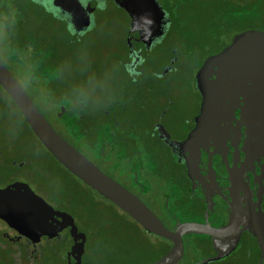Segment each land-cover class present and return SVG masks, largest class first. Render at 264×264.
I'll return each instance as SVG.
<instances>
[{
  "label": "flooded vegetation",
  "instance_id": "obj_1",
  "mask_svg": "<svg viewBox=\"0 0 264 264\" xmlns=\"http://www.w3.org/2000/svg\"><path fill=\"white\" fill-rule=\"evenodd\" d=\"M115 1L0 0V62L8 70L10 67L17 69V75L9 72L28 97L34 92L40 94L42 87L36 83L39 77L35 60L26 56L22 59L16 57L19 54L36 53L41 47V44L27 35L25 27L31 18L37 12L41 15L43 13L63 27L66 33L80 39L107 17L111 9H115L128 20L127 36H130L135 52L129 54L127 46L128 61L124 65L134 79L147 62V52L162 44L169 36L175 20L172 10L181 0H117L123 5L131 4L136 18H156L151 30L145 28L147 24L143 27L137 24L136 31L131 34V18ZM155 1L158 10L153 6ZM148 9L152 11L151 16L146 13ZM166 26L168 29L165 31ZM255 30L264 32V26ZM159 31L164 32L159 43L147 49V41L145 37L142 41L140 33L146 36ZM176 51V48L172 49V55ZM218 52L206 55L194 70L188 71L186 68L189 75L192 72L185 86L191 95L181 103L178 112H174L175 102L170 99L169 92L173 88L174 91L177 88L184 90L185 87L182 89V84L177 80L176 83H164L158 88L156 100L164 108L156 118L150 119L148 131L144 132V128L136 126L137 138L125 133L132 126L122 128L117 120L121 105H115L111 115L106 113L98 119L88 120L84 112H80L81 107L70 102L59 103L55 112H50L49 116L43 114L49 112V102L35 104L31 97L29 99L61 137V128L67 124L85 129L89 138L95 134L96 129L99 133H105L101 150L96 153L90 145L86 146L83 153L73 147L106 175H109V167L117 165L112 179L137 196L166 229L173 231L178 224L188 223L204 225L213 230L228 229L227 234L215 238L214 244L209 236H183V257L178 264H201L202 260L214 257L217 250H227L228 254L214 263L264 264L259 241L255 236L264 230V143L255 146L254 139L245 133L237 112L233 121H215L212 116H203L200 112L202 98L194 86L195 74L205 58ZM171 58L169 71L163 76L162 72L158 74L159 78H164L171 71L181 77L182 65L181 69H174L177 59L174 56ZM4 96L9 98L0 87V99ZM111 107L112 104L106 106L108 112H111ZM76 117L79 122H76ZM6 126V120L1 119L0 191L13 185L18 189L28 187L47 207L43 213L41 209L34 210L31 222L10 224L0 219V264H55L58 259L61 264H84L86 236L75 221L77 234L71 233L67 218L59 217L60 213L71 215L59 196L54 175L42 166L35 153L40 149L35 145L31 148L24 143L14 144ZM194 131H199L198 136L185 144ZM121 142L127 149L122 147ZM38 144L44 148L39 141ZM125 167L131 168V171L122 173ZM153 167L159 170L157 175L150 171ZM170 248L171 243L163 256ZM197 252L207 254L198 258ZM77 258L80 260L77 261Z\"/></svg>",
  "mask_w": 264,
  "mask_h": 264
},
{
  "label": "rangeland",
  "instance_id": "obj_2",
  "mask_svg": "<svg viewBox=\"0 0 264 264\" xmlns=\"http://www.w3.org/2000/svg\"><path fill=\"white\" fill-rule=\"evenodd\" d=\"M182 1L172 10L175 18L173 22L181 24L182 30H185L187 22H190L191 37L179 33L173 35L175 25L172 24L166 40L147 52V62L139 69L141 72H138L134 79L124 65L128 61V20L122 12L115 9H111L107 17L80 39H75L70 33H66L63 27L52 22L43 13L41 15L37 12L25 29L27 35L41 44V47L36 53L19 54L16 57L22 59L26 56L35 60L39 77L36 83L42 87V96L52 100L53 105L49 104V112H55L54 105L58 103L70 102L76 107H81L80 112H84L86 119L95 120L106 113L113 114L115 105H121L117 120L122 128L132 126L125 133L137 138L136 126L144 128V132L148 131L150 119L156 118L164 108V105L156 100L158 88L164 83H176L178 80L183 89L188 85L187 79L192 73L190 71L189 75L186 68L188 71L194 70L200 63V56L191 55L186 59L180 49L172 55L171 50L180 36L190 44L191 38L204 43L205 39L197 38L198 34L201 35L199 32H202L208 20L221 18L224 21L223 27H229L228 33H221V40L226 43L230 36L236 35L233 34L234 30L246 24L254 28L264 24V16L259 13V5L252 2L254 0H249V6L244 5L248 0ZM251 5L256 7L252 8ZM249 15L253 17L250 19ZM224 28L221 27V32ZM186 31L189 32L188 29ZM3 56L7 57L4 54ZM172 56L177 59L174 69H181L182 65L181 77L171 71L164 78H159L158 74L172 64ZM16 70L10 67L9 71L17 75ZM19 76L21 77V74ZM173 89L169 95L175 102L174 112H178L181 103L191 95V91L187 87L184 90ZM109 104H112L111 112L106 108ZM1 119L6 120L7 131L14 144L24 143L31 148L35 145L40 149L35 152L38 159L42 166L54 175L61 200L86 236L84 264H153L163 257L170 243L146 233L111 203L66 173L44 148L39 146L7 96L0 99ZM196 254L201 258L207 253ZM55 264H61L60 260Z\"/></svg>",
  "mask_w": 264,
  "mask_h": 264
},
{
  "label": "water",
  "instance_id": "obj_3",
  "mask_svg": "<svg viewBox=\"0 0 264 264\" xmlns=\"http://www.w3.org/2000/svg\"><path fill=\"white\" fill-rule=\"evenodd\" d=\"M116 4L122 7L131 18L129 34L136 31L137 24H141L142 27L147 24L145 28L148 30L154 27L156 18L145 20L136 18L133 16L131 4L123 5L118 2ZM137 5L139 6L140 3L137 2ZM153 6L158 10L159 6L156 1ZM150 10L148 9L146 13L151 16L152 11ZM167 29L168 26L165 27V31ZM163 34L164 32L160 31L146 36L140 33V37L142 41L145 37L148 49L150 46L159 43ZM127 46L129 54L135 52L130 42V36L127 38ZM169 69L166 68L161 75H165ZM194 86L202 98L200 112L203 116H212L215 121H221V119L233 121L237 112L242 121V126L245 127V133L254 139L255 146L264 143L263 31L253 29L238 33L220 52L205 58L195 74ZM0 87L13 101L36 139L62 168L119 209L146 233L171 243L170 250L153 264H178L183 257V236H209L214 244L215 238L227 234L228 229L226 228L213 230L210 227L192 223L178 224L173 231L166 229L137 196L102 172L52 128L1 62ZM197 134L199 131L190 134L185 144L192 142L198 136ZM173 144L171 142V146ZM46 207V203L35 196L28 187L18 189L17 186L13 185L0 191V219L7 223L31 222L34 210L41 209L43 213ZM58 215L62 219L67 218L71 233L77 234L73 218L68 214L60 213ZM253 231L255 234L254 228ZM81 236L82 239L85 238L84 234ZM255 236L258 238L264 258V230L260 235L255 234ZM227 254V250L223 252L217 250L214 257L202 260L201 264L216 262ZM79 260L77 258V261Z\"/></svg>",
  "mask_w": 264,
  "mask_h": 264
},
{
  "label": "trees",
  "instance_id": "obj_4",
  "mask_svg": "<svg viewBox=\"0 0 264 264\" xmlns=\"http://www.w3.org/2000/svg\"><path fill=\"white\" fill-rule=\"evenodd\" d=\"M253 3L255 2L257 5H259V13L260 14H263L262 16H264V0H254L252 1ZM248 6L250 5V1L248 0V2H245L244 5H247ZM252 7V5H251ZM256 6H253L252 8H255ZM224 15V14H222ZM250 19L253 17V15H249ZM223 19H210L208 20L207 24H205V26L203 27L202 29V32H199L201 33V35H197L198 37V40L203 38L205 39L204 43L203 42H197L196 39H192V42L190 44V42H187V41H184V39L182 38V36H180L179 38V41L176 42L175 44V47H173L172 49H177V51L180 49L182 52H184V58L188 59V57H190L191 55L193 57H196V56H200V60H202L206 55L210 54V53H213V52H218L219 49L223 48L224 44H226L225 42H223L221 39V36L224 31L225 33L227 32L228 33V28H224L223 26ZM244 22V21H242ZM238 23V22H237ZM173 24L175 25L174 26V33H179V34H187L190 36V22H187V27L185 30H182V26L181 24L177 23V22H173ZM264 26L261 25L260 27ZM221 27L224 28V30L221 32ZM259 27V28H260ZM189 30V32H187L186 30ZM220 29V30H219ZM253 29H256L252 26H248L247 24L237 30H234L233 31V34H236V33H239V32H242V31H246V30H253ZM192 33V32H191ZM178 34V35H179ZM191 37V36H190ZM231 38V36H230ZM230 39H228L229 41ZM227 41V42H228ZM194 43V46H192V44ZM212 48V50H208ZM176 51V52H177ZM200 62V61H199ZM29 96L32 98V100L34 101L35 104H38L37 102H41V103H44V102H49L50 104H52V100L50 99H46L42 96V93L40 94H36L34 92V94H29ZM48 96V93L46 94V97ZM29 97V98H30ZM10 99V98H9ZM39 100V101H38ZM10 101L12 102V104L14 105V107L16 108L15 104L13 103V101L10 99ZM53 105V104H52ZM59 105V103H58ZM56 106V105H54ZM17 109V108H16ZM42 113V112H41ZM48 114L49 116H51L50 112H43V114ZM76 122H79L78 120V117L75 118ZM98 126V125H97ZM62 129V137H64L66 140H68L69 144H71L72 146H74L77 150H79L80 152H84V150L86 149V146L90 145L93 150L96 152H98V150L100 151L101 150V147H102V142L103 140V135L105 133L103 132H98L96 134H92L91 138L88 137V134H86L85 132V129L81 128V127H75V126H70L69 124L65 125L64 127L61 128ZM74 132H76V134H74ZM107 135V134H106ZM121 145L122 147L126 148L124 146V143L121 142ZM123 148V149H124ZM125 150V149H124ZM127 151V150H125ZM59 164V163H58ZM60 165V164H59ZM61 166V165H60ZM99 166V165H98ZM62 168V166H61ZM66 173H68L64 168H62ZM117 171V165H113L111 167H109V171H108V174L110 176H112L111 178H113L115 172ZM127 171H131V168H124V171L122 170V173H125ZM150 171L157 175L158 174V169H156V167H153V168H150ZM70 174V173H68ZM108 175V176H109Z\"/></svg>",
  "mask_w": 264,
  "mask_h": 264
}]
</instances>
